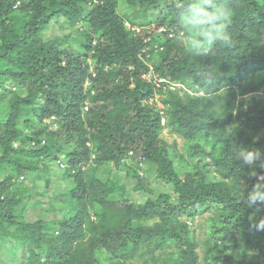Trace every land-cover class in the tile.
<instances>
[{
  "label": "trees",
  "instance_id": "16d2710c",
  "mask_svg": "<svg viewBox=\"0 0 264 264\" xmlns=\"http://www.w3.org/2000/svg\"><path fill=\"white\" fill-rule=\"evenodd\" d=\"M119 1L0 0V244L13 243L10 264H102L103 252L112 259L104 264H202L180 218L197 208L215 209L220 220L206 240L215 264H264V186L257 178L264 162L256 150L264 157V102L247 98L264 88L256 79L264 72V0H222L232 9L231 44L204 57L177 43L188 0H126L135 13L158 11L157 28H171L153 39L127 28ZM60 20L71 29L83 22L80 51L64 48L71 34L44 38ZM188 82L194 94L169 85ZM158 95L165 126L150 102ZM52 118L55 129L44 124ZM164 127L189 141L211 138L216 151L194 142L190 150L211 158L219 180L202 171L180 177ZM131 153L154 164L172 193L143 203L115 199L118 185L97 172ZM49 156L66 158L64 217L26 221L16 212L25 201L16 181L40 175Z\"/></svg>",
  "mask_w": 264,
  "mask_h": 264
},
{
  "label": "rangeland",
  "instance_id": "374dc122",
  "mask_svg": "<svg viewBox=\"0 0 264 264\" xmlns=\"http://www.w3.org/2000/svg\"><path fill=\"white\" fill-rule=\"evenodd\" d=\"M96 1V0H95ZM182 0H175L174 3L180 5ZM18 5V3L16 4ZM119 11L125 18L127 28L132 31L139 32L145 29L150 34V39L159 37L163 32L170 30L169 26L164 25L157 28L159 22L158 11H153L152 8L148 7L144 11L135 13L134 10L129 9L126 0L119 1ZM84 27L83 22L80 21L75 25L74 28H70L64 23V20H60L48 25L44 30L43 36L45 39L51 38H66L70 34V38L73 39L70 43L65 44L64 48L70 52L80 51V42L76 37L79 35V29ZM157 48V45L155 46ZM90 64L93 67L92 61ZM147 78H152V73H146ZM159 75H156L157 78ZM256 79L264 80V72H260L256 75ZM168 84V83H167ZM173 83H169L172 85ZM190 82L186 84L193 92H196L194 87H191ZM87 84V88H89ZM179 89L185 90L183 86ZM15 90V88H13ZM248 98L249 104L261 101L264 102V88L258 92L250 94ZM153 106L162 113V124L165 126L167 122V116L165 115V106L161 101L160 95L151 99L150 101ZM44 124H49L50 129L58 127L55 122V118L46 119ZM30 133L32 129H27ZM264 132L259 133L263 135ZM162 138L168 144V150L172 156L173 164L178 171L180 177L186 178L191 174L202 171L207 176L208 180L217 181L219 177L214 172V165L211 158L207 155L194 154L190 150V145L194 143H200L206 148L207 152L217 150L218 147L212 149V143L214 142L211 138L199 137L194 141L185 139L182 135L173 132L170 128L164 127L161 131ZM257 136V137H258ZM257 154L262 158L264 157L262 150L257 148ZM246 158L249 159L253 166L256 165V156L254 153L246 151L244 153ZM133 153L130 154L132 156ZM66 158L64 160L61 157L57 159L54 156H49L44 160H41L43 171L40 175H36L37 171L29 172L28 176L25 174L20 176L16 181L15 187L25 197V201L19 207H17V214L21 215L26 221H35L38 218H44L46 220H55L57 218L64 217V210L62 205L67 202L66 192L70 190V178L64 177V168L66 167ZM201 160V161H200ZM65 161V162H64ZM36 175V176H35ZM102 180H111L118 185V192L115 195V199H120L122 202L126 199L134 200L138 203L146 202L148 199H157L160 195L165 193H172V186L168 180L161 179L157 176L156 166L148 162H140L135 157L123 160L119 166L115 162H109L103 165L97 172ZM141 186L145 188L139 189ZM123 193V195L121 194ZM215 209H200L197 208L190 214L181 215V219L186 221L190 225V236L195 238L198 242V251L200 253V260L202 264H208L209 260L211 264H215L210 259V252L208 251L209 245L206 240L213 235L214 228L220 220L215 215ZM149 224H154L155 220H150ZM57 227L55 226V229ZM2 241L0 237V242ZM12 242L3 241L0 244V264H10L12 259ZM15 245V243H14ZM171 246H165V249L169 250ZM21 253V252H20ZM18 252V255H20ZM21 256V255H20ZM102 264L112 262L110 255L106 253L101 254ZM17 264V263H12Z\"/></svg>",
  "mask_w": 264,
  "mask_h": 264
},
{
  "label": "clouds",
  "instance_id": "9594fccd",
  "mask_svg": "<svg viewBox=\"0 0 264 264\" xmlns=\"http://www.w3.org/2000/svg\"><path fill=\"white\" fill-rule=\"evenodd\" d=\"M231 20L232 9L222 0H188L177 18V43L188 54L204 57L215 45L231 44Z\"/></svg>",
  "mask_w": 264,
  "mask_h": 264
},
{
  "label": "built area",
  "instance_id": "2783aa9c",
  "mask_svg": "<svg viewBox=\"0 0 264 264\" xmlns=\"http://www.w3.org/2000/svg\"><path fill=\"white\" fill-rule=\"evenodd\" d=\"M18 5H20V1H18ZM180 86H183L184 87V89L187 91V92H189V93H191V94H194V92L190 89V88H188L187 86H185V84H177V83H173L172 85H170V87L172 88V89H176V88H179ZM257 178H258V182H259V188L260 189H263V186H264V176H263V174H257Z\"/></svg>",
  "mask_w": 264,
  "mask_h": 264
}]
</instances>
